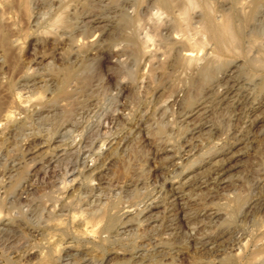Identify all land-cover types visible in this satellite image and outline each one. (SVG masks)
<instances>
[{
    "label": "bare ground",
    "instance_id": "6f19581e",
    "mask_svg": "<svg viewBox=\"0 0 264 264\" xmlns=\"http://www.w3.org/2000/svg\"><path fill=\"white\" fill-rule=\"evenodd\" d=\"M7 1H0V5L10 6V1H8L9 4ZM24 1H20L19 6L26 15L29 24L35 27L38 23V15L36 16L33 14L27 1L26 3ZM144 1L145 0H130L128 2H130L131 5H135ZM149 1L156 6L154 7L156 10L155 13H153L152 16L150 15V18H148L149 16L147 17L151 20L150 23L147 19L153 27L152 31L154 28L155 30L159 28L165 32V35H168L167 32L170 29V25L173 26V28H183L184 31H189L194 27L192 26L194 23L195 25L198 24V26L193 28L194 31H192L198 36L197 39L190 36L182 37L174 32L175 37L172 39L170 38V40H172L175 45H182L183 48L175 50V52L173 51L174 54H172L174 58L170 59V65L179 64L181 68L180 72L186 80L188 79L189 82L192 85L195 84V86L200 84L195 88H202L203 85L210 84L211 81L216 83L213 87L215 88L214 92L219 104L230 103L234 108H237L242 105V102L248 101L250 98H248L250 95H247V93H249L247 89V93L243 92V94H241V92H239L243 89L244 85L241 83H234L232 80V71L226 70L229 73H224V76L222 75L223 78H218L219 74L216 75L218 71L225 66L227 68L231 64L234 67V59H241V62L248 68V80L251 83L250 88L251 86L260 88L262 95L257 101H252L250 103V111L247 113V115H249L246 117H250L251 119L248 125H246V122L242 123L243 127L238 134L249 131L250 127L257 122H261V120L264 119V33H261L260 29L264 21L263 13H261L263 11H261V9L264 7V0H200L199 5L194 0ZM150 6L149 8L151 9ZM128 7L130 8V6ZM2 10L4 11V9ZM5 11L2 13L5 14ZM167 16L171 17L170 22H168ZM3 19H5V17ZM3 19L0 18L1 24L4 23ZM99 21L100 20H98V22ZM125 21L127 23L130 20ZM50 23L52 24H50L52 26V28H50L52 31L49 32L51 33V38H53L52 42L56 43V45L62 44L65 47L64 53L61 52L62 54H60V58L66 66H63L61 69L57 68L58 72L62 71L63 73V76L60 77L61 79L59 78L57 81L54 79L49 80V78L47 80L48 77H46L42 71L38 70V68H43L44 70L49 64L48 62L44 63V58L41 56L32 61L33 65H27L23 71L19 72L20 74L18 73L19 76H17L18 80L16 82L9 79H1L2 82L0 83L4 92L0 95V250L2 251L0 264L25 263L31 255L38 258V262L40 261L39 264H105L103 260L99 261L97 259L98 251L96 248L100 243L111 246L109 255L112 256V259H115V264H182L181 260L184 254L193 257L194 261L190 264H214L217 262H219V264H227L228 261H230V264H264V196L253 195L254 197H245L240 196L242 193L236 192L235 188L238 185H232L229 181L230 179H227L230 176L227 175L230 166L228 165L229 159L226 157V159L219 158V160L217 159L214 163L212 162L213 168L210 167L212 170L204 177L195 179L199 176L195 177L194 175L193 177V175L187 176V174H183L185 169L190 168V166L184 165L183 162L186 161V163L191 164L188 158L193 155V146H191L192 141L196 139L203 130L204 133L208 134L211 138L213 135L217 134V131L205 124V122L199 121L195 123L193 121H187L185 123V120H180L182 124L185 123V126L182 127L184 124H181L178 125V127L185 129L184 133L187 138L184 140V144L182 143L179 145L178 150H168L171 151V153L166 154L164 159L166 162L170 163L168 164L169 166L167 165L169 168L166 167L169 170V174L167 173L169 177L168 179H163L162 184H159L158 188L156 187L157 189L153 195L150 198L147 197L145 200H131L129 202L121 200L122 194L123 197L127 195L134 196L135 199L141 195L139 191L147 184L139 179L126 182L121 186L118 184L113 186L110 185L112 188H109L112 189L114 200H109V198L106 199L103 195L104 193L102 194V191L108 189V185H105L107 188L104 189V182H102L100 178L101 172L105 169L106 155H111L110 157H112L115 152L122 147L127 138L126 134L124 135L126 138L116 135L113 137L111 136L106 141L102 140L104 141L102 143L98 142L100 145L97 146V153L94 151L92 153L91 151V154L89 152L91 156L94 153L95 156L97 155L95 157L96 160L87 167L83 166L85 160H87L86 152H88L85 145L81 147V144H74L68 147V150L64 148L63 150L59 149L57 145H52L51 147L50 142L54 143L57 141H54L56 138L61 139L65 137L69 132L68 128L73 125L72 121V123H68V121L64 123L61 122L57 129H54L55 132L52 135H49L48 133L50 131H47L48 136L46 139L49 143L45 145H47L46 151L50 156L45 155L44 158L40 157L41 160H36L35 156L33 159L32 157H29L30 159L26 158L27 155H31L44 147V144L40 142L34 144V140H37V134L32 132L30 120L34 117L38 120L49 118L50 113L52 114L54 110L52 111L49 109L47 104L50 102V97L54 93L67 96L74 92L72 87H69V77L76 72V69L82 65L84 61L90 60L88 59L90 58V54H94L93 51L96 49L95 47L99 45L95 37L90 39L91 36L86 37L84 36L85 34L83 35L86 31L91 32L93 27H85L83 23L80 24L79 22L75 25H70L62 16L56 17L54 21ZM107 25L109 24L107 23ZM4 30L5 29L0 32V70L4 62L6 60L8 61V58L11 57L10 55L13 54H11L13 49L19 47L16 41L11 40V36L4 32ZM155 30L152 33L153 36H149V34H146L147 32H144V38H142V35V39L140 40L138 51L140 62L143 63V67L147 65H144L145 63L143 60H152L148 58L149 56L152 57V51L154 50L150 46L152 44V38L158 35V31L156 32ZM258 31H260L259 34ZM154 32L157 35H154ZM93 34L95 33L93 32ZM185 45H190L193 49H186L184 48ZM148 46L151 47L149 48L152 49V51L148 50ZM105 48L104 46V50ZM131 50L134 52L135 48ZM119 51L120 50L117 51L116 49L107 51V54L103 53L105 55V57H103L105 63L109 60H113V65H115L116 68L131 66L130 62L132 61H126V58L122 59L121 51ZM157 55L160 56V54ZM167 55L170 54L165 50L166 57L161 56V58L163 57L167 60ZM124 56L126 57L125 54ZM223 56H227L231 59L224 61L222 59ZM153 59L156 60L157 58ZM164 59L163 63L158 61L159 63L161 62L162 66L166 64ZM158 62H156L157 67H159L157 64ZM241 67L243 68V66ZM169 68L168 66V69ZM9 69L12 70V68ZM162 69L163 67L161 71ZM159 73L161 72H158V74ZM222 80L224 83L220 85ZM50 81H52L51 83H55L54 86L58 84V88L55 89V92H50L51 96L47 98L45 96V91H48V83ZM241 82L244 81L241 80ZM182 86L181 83V87ZM246 86L247 84L245 87ZM211 89L212 87L210 86L205 92ZM200 94L201 93L198 95ZM241 98L242 100H240ZM183 101H185V99ZM178 102H180L178 98L172 99V105ZM196 104L194 114L199 116L206 106H204L205 104H203V101L196 102ZM253 104L255 105L254 107H252ZM198 107L200 108L198 109ZM193 110L194 109L188 110L189 114H191ZM187 117L189 116H185V119ZM116 120V116L104 114L102 119L98 120L97 124L93 126V133L106 134L107 131L111 129L109 128L110 124L114 125ZM180 121L176 124H179ZM137 123H134V125L129 128L128 135L131 136L129 133H132V131L137 130V132H140V126L137 125ZM93 133L91 132V134ZM19 134L25 138L24 144L19 147L21 155L17 159H12L10 156L14 149V146L11 147V145L14 144L12 139ZM185 135L183 136L185 137ZM89 136L91 135L89 134ZM245 136L247 137V135ZM245 136H243L244 139ZM36 146L39 147L36 148ZM186 148L188 149L186 150ZM91 150H96V145L95 149ZM108 150L109 153L105 154L104 152H108ZM44 153L46 152L44 151ZM62 156H68V158L70 156L74 157L75 161L72 163H65V165L63 164L65 166H63L62 171L63 181L60 180V185L62 184V186H60L61 188L59 187L61 193L58 192L61 194L58 195L60 197L54 198V202H51L52 200L50 201V199L48 200L47 198H45L46 200L44 202L42 200L38 201L32 196L34 189H37V186H41V183L47 180L49 172H53L51 168H60L59 163L63 160ZM78 162H81L82 165L80 170L77 171L76 164ZM53 170L55 171V168ZM68 177H71V179L68 180ZM43 179L46 180L44 181ZM39 180L44 182H41L40 185H36V183H38L36 181ZM42 186L45 188L50 185ZM252 187H254L255 190L261 189L262 187L264 188V185H252ZM44 188H42L43 191ZM219 189L223 190L222 193L218 192ZM77 195L79 200L77 204H74L70 198H74V196ZM201 195L207 196V199L211 198V201L208 203H200L201 200L198 201V197ZM218 195V201L212 202ZM192 197L193 199H190ZM211 204L219 206V208H209ZM235 207L237 208V213L232 216ZM37 212L39 213L40 222L38 219H34L36 222L33 220V218L37 216ZM248 217L251 218L248 219ZM233 218H235V220ZM231 219L234 220V224L238 223V225L235 227L226 226L223 229L219 228L220 230L214 231V229L220 225V220L223 222ZM247 223H249V225H247ZM180 225L186 227L185 229H187V232L184 233L179 230ZM17 233L25 235L26 238H28L29 244L33 243L32 246L30 245L29 248L25 246L23 251H13V241H15V234ZM34 244H36V246ZM218 253H220L222 258L216 262V260H218L216 259V254ZM112 259H110V261Z\"/></svg>",
    "mask_w": 264,
    "mask_h": 264
},
{
    "label": "rangeland",
    "instance_id": "374dc122",
    "mask_svg": "<svg viewBox=\"0 0 264 264\" xmlns=\"http://www.w3.org/2000/svg\"><path fill=\"white\" fill-rule=\"evenodd\" d=\"M8 1H10V4ZM8 1L7 2L10 6L0 5V8L2 7L1 10L4 9L5 11L7 9L5 11L6 12L5 14L2 13L4 12L3 10L2 11L0 10V15L4 14L2 15L3 17L0 16V18L3 19L5 17L6 19V20L3 19L4 23L2 24L0 23V29L2 31L3 29H5L4 32L8 33L9 36H11L10 39L16 41V44L19 47H17L16 49H13V51L11 52V54L12 53L13 54L10 55L11 57H9L8 61L6 60L4 64L2 65L3 67H1L0 73L3 75L0 74V83L2 82L3 79L4 80L9 79V80H12L13 82H16L18 80L17 76H19L20 74L19 72L23 71V69L27 65H30V64L33 65L32 61L37 58H40L41 56L42 58H44V63L48 62L50 64V65L48 64V66H46L44 70L43 68H38L39 71H42V73H44L46 77H48L47 80L50 78L49 80L54 79L58 81V79L63 76L62 71L58 72V69H61L63 68V66H66V64L64 65L63 60L60 58V54L64 53L63 51L65 50V47L62 44L56 45V43L52 42L53 38H51V33L49 32V31H52V29H50L52 28L51 26L52 24L50 22H53L56 17L62 16L63 19L68 21V24L70 25H75L79 22L80 24L83 23L85 27L86 26L90 28L93 27V30L91 32L86 31L83 33V35L85 34L84 36L86 37L91 36L90 39H93L95 37L96 41L98 40V43H99V45L95 47L96 49L93 51L94 54H90L89 56L90 58H88L90 60L84 61L82 65H80L76 69V72L73 73V75L69 77V80H68L69 87H72V90H74L72 94L64 96V94L59 95L57 93H54L51 96L50 92L52 91L55 92V89L58 88V84L54 86L55 84L54 82L51 83L52 81H50L48 83L49 87H48V91H45V96L47 98L51 96L50 97L51 100L47 104V106L52 111L54 110L55 113L54 111L52 112V114L50 113V116L48 119L38 120L36 117H34L32 118V120H30L32 132L37 134V140H34L35 141L34 144H37L40 142L44 144V147L40 148L37 152L31 154L32 156L30 154L27 155L26 156L27 159L29 157L30 158L32 157L33 159L35 156L36 160L37 159L41 160L40 157L44 158L45 155H49V153H47L46 151L47 150L46 146L49 143L46 137L48 136V134L52 135L55 132L54 129L56 130L59 124H61V122L62 123L67 122V121L68 123L73 122V125L70 128H68L69 136L67 134L65 137H62L61 139L56 138L54 140V141L57 140L56 142L54 143L50 142L51 147L52 145L53 146L57 145L59 149L63 150L64 148L65 150H68V147L74 144H81V147L85 145L87 147L85 148L87 149L88 152H86L87 160H85L83 166H87V167L90 166L96 160L95 157L97 155L95 156L94 154L97 153V146L100 145L99 143L106 141L111 136L113 137V136L118 135V137H124V135L126 134L127 138L126 136L124 137L126 138V140H125V143L122 145V147H120V149H118L112 157H110L111 155L109 156L106 155V163L104 165L105 169L101 172L100 178L102 182H104L103 183V186L105 187L104 189H106L107 187L108 189L106 190L103 189L104 191H102V194L104 193L103 195L106 199L109 198V200L111 199L114 200L113 199L114 195H113V192L111 191L112 190L111 186L115 184H118L119 186H121L122 184L126 182L139 179L140 181L146 182L147 184L145 186L143 185L144 187H142V189L140 190L141 192L139 191V193H141L140 195L141 197L139 196V197H136L135 199L134 196H130V195L123 197V194H122L121 200L126 201V202L127 201L129 202L131 200H145L147 199V197L150 198L153 195L155 190L159 187V184H162L163 179L165 178L168 179L169 177L168 175L169 170L167 168H169L168 164L170 163L166 162V160L164 159L166 154L171 153V151H168V150L170 149L178 150L179 145H181L182 143L184 144V140L187 138V136L184 133L185 129L178 127V125L182 124L180 120L181 119L185 120V123L187 121H190V122L193 121L195 123L201 121V122H205V124H207L208 126H211L212 128H214V130L217 131V134L213 135V137L211 138L209 137L208 134L204 133V130H203V132L202 133L200 132L197 138L192 141L191 146H193L192 147L193 155L190 156L188 160H190L191 164L193 165H191L190 163L189 165L188 163H186V161H184L183 164L190 166V168L185 169L183 174H187V176L193 175V177L194 175L195 177L199 176V177H196L195 179L204 177L205 175L209 173V171L212 170L211 169L213 168L212 162L214 163L215 161H217V159L219 160V158L221 159V158L226 157L227 159H229L228 165L230 166V170L227 173V175L228 176L230 175V176L227 179H230L229 181L232 183V185H238L235 188L236 192L242 193V195L239 193L240 196H245V197H251V196L254 197L255 195L264 196L263 187L261 189H255V190H254V187H252V185H264V181H263V177H264V173H263L264 172V119H262L261 122H257L252 127H250L249 131L244 132L243 134H238V132L243 127L242 123L246 122V125H248L249 120L251 119L250 117L247 118L249 115V114L247 115V113H249L250 111L249 107H251L250 103L252 101L253 102L257 101L262 95L260 92V88H256L252 86L250 88L251 83L248 80V77H249L248 68L241 62V59H234L233 62H234L235 68L233 67V65L230 64L227 68L226 66L223 67L216 74V75L219 74L218 78L220 77L223 78L224 73L227 72L226 70H230V72L232 71V80L234 81V83H239V84L241 83L244 85L243 89L241 88L242 90H240L239 92L243 94V92L247 93V90H248L249 93H247V95H250L248 96V98L250 97L248 100L249 102L244 101L242 102V105H240L241 107L238 106L237 108H234L232 104L230 105V103L219 104L217 102L218 100L214 92L215 88L213 87L216 85V83L211 81L210 84H207L208 86L205 84L202 86V88H199V87L195 88L196 86H199L200 84L196 83L197 85L195 86V84L192 85L188 79L186 80V78H184L180 72L181 68L179 67V64H175L172 66L170 65L171 64L170 59L174 58L173 54L175 50H179L183 48L182 45H179V44L175 45L173 44L172 40H170V38L172 39L173 37H175L174 32L177 35L182 36V37L190 36L192 38L197 39L198 36L195 35V33L192 31H194L193 28L198 26V24L195 25L194 23L192 25L194 27L191 28V30L189 31H184L183 28L181 29L175 28V27L173 28V26L169 24L170 29L167 32L168 35L167 34L165 35L164 34L165 32H163L159 28H157V30H155L154 28L153 31L155 30L156 32L157 31L160 32V33L157 32L158 35L154 32V35L160 36V37L154 36V38H152V41H151L152 44L150 46L154 50L152 51V49H150L151 47L148 46V50L152 51V57L149 56L148 59H152L154 62L152 60L149 61L145 59L146 61L143 60L145 63L144 65L146 64L147 65L146 67H143V63L140 62V57H139L140 55L138 51L140 47V40L144 38V35H145L144 32H147L146 34H149V36H153L152 35L153 27L150 24L151 20H149L148 18H150L153 15V13H155L156 11L154 9V7L156 6L149 0H145L147 2L144 1L142 3L135 4V5H131V3L128 2L130 0H25V1L24 0H8ZM20 1H24L25 3L27 1V3L29 4L30 10L31 9L33 10V11L31 10V12L35 14L36 16L38 15L37 22L39 24L37 23V26L34 27L31 24H29L28 20L26 19L27 18L26 15L22 11L21 7L19 6ZM194 1H196L197 4L199 5L200 0H194ZM227 3L229 4L228 1ZM128 6H130V8ZM149 6L151 7V9L149 8ZM261 11H262L261 13H263V16H264V7L263 9H261ZM97 19L100 21L98 22ZM147 19L150 23L147 21ZM125 20H130L129 21L130 23L129 22L126 23ZM167 20L168 22H170L171 17L167 16ZM107 23L109 25H107ZM145 25H147L148 27ZM262 26H261L260 31L261 33L262 32L264 33V21H263ZM1 30L0 32H2ZM260 31H258V34L260 33ZM93 32L95 34H93ZM193 35H195L196 37ZM166 37L170 41H168ZM169 42L172 44H170ZM103 45L106 47L105 50H104ZM132 48L133 49L135 48L134 52L133 50H131ZM184 48L193 49L192 46L190 45H185ZM116 49L117 51L118 50L121 51L119 52L122 55L121 57L122 59L126 58V61H129V60L132 61V62L129 61L131 63V66H128L126 68L125 67L116 68V66L113 65V60L107 61L109 65L107 62L105 63V60L103 58L105 57L104 54L105 53L107 54V51L109 50H116ZM165 50L166 52H168V54H170V55H167L168 56L167 60L164 59L163 57L161 58V56L166 57ZM97 54H98V57H97ZM124 54L126 55V57L124 56ZM157 54H160V56ZM153 58L155 59L157 58V59L154 60ZM163 59H164V62L166 63L164 64V66L161 65V62L163 63ZM222 59L225 61L231 58H228L227 56H223ZM158 61H161V62L159 63ZM156 62H158L157 64L159 65V67H157ZM240 65L243 66V68ZM168 66L170 67L169 69H168ZM160 67L161 68L163 67L162 71ZM9 68H12V70ZM141 69H143L144 71ZM173 70H174V73H173ZM245 71L247 72V74ZM158 72H161V73L158 74ZM85 78L87 81L85 80ZM241 80L244 82H241ZM181 83L183 85L182 87H181ZM223 83L224 81L222 80L220 85H222ZM246 84L248 87L247 86L245 87ZM210 86L212 87V89L208 90V92H205L206 89H208V87L210 88ZM201 91L203 92V94ZM2 92H3V88L0 86V95L4 93ZM199 93L201 94L198 95ZM176 98H178L180 102H178L175 105H172V99H176ZM184 99L185 101H183ZM240 100H242V98ZM200 101H203V104H205L204 106L206 107L204 108V111L202 112V114L197 116V114H194V112L196 110L195 109L197 105L196 102H200ZM254 104L252 105V107L255 106ZM200 107H198V109ZM190 109L191 110L194 109L191 112V114H189ZM104 114L114 115L117 117L118 121L116 120V123L114 125L110 124L109 128L111 129H109L107 133L104 135H102L101 133H93L92 131L93 126L97 124L98 120L102 119ZM187 115L189 117L185 119V116ZM150 116H152L153 118ZM179 121L180 123L176 124ZM134 123L135 124L137 123V125L140 126V132H137V130L132 131V133L131 132L129 133L131 134L130 136L127 133L129 132V128L132 127ZM185 123H183L184 125L182 124L183 125L182 127L185 126ZM47 131L48 132L50 131V132L47 134ZM91 132L93 134H91ZM89 134L91 136H89ZM244 134L247 135V137ZM183 135H185V137ZM242 135L245 136V139ZM24 140L25 138L20 134L15 136L14 139H12V142L14 141L13 142L14 144L11 145V147L14 146L13 152L11 153L12 155L10 154L12 159H17L21 155L19 152V147H21L22 144H24ZM95 145H96V150H91V149H95ZM37 147L39 146H36V148ZM187 149L188 148H186V150ZM44 151L46 153H44ZM91 151L92 153L93 151L95 152L93 154L94 157L93 155L91 156L92 154ZM104 153L108 154L109 150L108 152L105 151ZM68 156H65V157L62 156L63 160H61L59 163L60 168L58 167L51 168V171H53L54 173L49 172V177H48L49 179L48 178L47 180L43 179L44 181L46 180L45 182L40 181V180L36 181L38 182L36 183V185H40L41 182H44V183H41V186H37V189H34L32 196L35 199H37L38 201L42 200L44 202L46 200L45 198H47L48 200L50 199V201L52 200L51 202H54L53 201L55 200L54 198L60 197L58 195H61L60 186H62V184L60 185L61 183L60 180L63 179V172H62L63 166L65 165V163H68V162L72 163L75 161L74 157L70 156L68 158ZM164 160L166 163L164 162ZM77 164H76V170L78 171L80 170L82 164L81 162L80 163L78 162ZM54 168H55V171L53 170ZM70 179L71 177H68V180ZM256 180L257 181L259 180V181L257 182ZM42 185H50L51 187L47 186L44 188V186ZM105 185L106 186L108 185V186L106 187ZM42 188H44V191ZM222 191L223 190L219 189L218 192L222 193ZM42 194H44L45 196ZM219 195L215 197L212 202H217ZM39 198H42V199H39ZM198 198H199L198 201L201 200L200 203L201 202L208 203L211 201L210 200L211 198L207 199V196H204V195H201ZM70 199L73 201L74 204L75 203L77 204L79 197L77 195V196H74V198L71 197ZM190 199H193V197ZM209 208L217 209L219 208V206L211 204ZM158 210H161V209H158ZM233 212H232L233 213L232 216H234V214L237 213L236 207L234 208ZM250 218L251 217H248V219ZM34 219L35 220L38 219L39 221V213L37 214L36 217L33 218V220ZM233 219L235 220V218ZM233 219L226 220L223 222L220 220L219 222L220 225L217 228H215L214 231L223 229L226 226L227 227L237 226L238 223L234 224ZM35 220L34 222H36ZM247 225H249V223H247ZM185 228L186 227H184L183 225H180L179 230L185 233L187 232V229ZM15 236H16L15 241H13L14 243L12 242L13 251L14 250L23 251L25 246H27L28 248L30 245L32 246L33 243L29 244L28 238H26L25 235L17 233L15 234ZM34 245L36 246V244ZM110 247L111 246L107 244H103V243H100L98 245L96 249L98 251L97 259L99 261L103 260L105 264H115V259H112L111 258L112 256L109 255L110 253L109 249H111ZM1 252L2 251L0 250V260L2 258ZM32 256L33 255L29 256V259H28L29 261L27 260L25 263H21V264H39L40 261L38 262V258L35 256H33L32 258ZM189 256L190 255L188 254H184L182 256L183 259L181 260V263L190 264L191 262H193L194 261L193 257L191 256L189 257ZM220 258H222L220 253L216 254V259H218V260L215 259L216 262L219 261ZM110 259L112 260L110 261ZM214 264H219V262L214 263ZM227 264H230V261H228Z\"/></svg>",
    "mask_w": 264,
    "mask_h": 264
}]
</instances>
